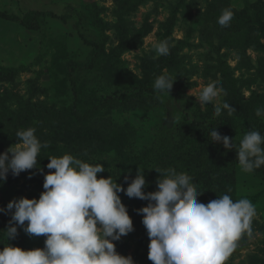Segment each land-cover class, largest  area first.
I'll return each instance as SVG.
<instances>
[{"label":"rangeland","instance_id":"1","mask_svg":"<svg viewBox=\"0 0 264 264\" xmlns=\"http://www.w3.org/2000/svg\"><path fill=\"white\" fill-rule=\"evenodd\" d=\"M132 1L136 4L130 0H0V13L17 18L29 12L42 14L39 30L34 32L22 29L18 23L0 20V69L12 72L0 74V119L6 120L7 110L16 109L37 90L50 88L48 67L56 49L65 47L70 52L66 54L69 57L76 52L81 62L88 57L89 48L79 40V33L88 36L91 27L88 25V29H78L74 19L63 23L58 17L74 15L75 11H82L84 5L95 3L100 9L99 17L108 25L105 29L107 40L104 54L109 56L118 44L123 30L122 26L116 27L120 18L126 24L129 37L126 52L117 60L123 66L114 65L110 71L117 74L119 84L113 86L104 76L88 73L84 76L86 83L82 87V99H103L118 85L121 88L129 79L124 78L129 72L141 78V64L145 61L166 58L171 62L173 56L171 77L179 78L184 83L186 94L203 111L206 107L215 109L216 100L201 104L198 97L202 86L217 81L223 87L226 95L222 94L219 99L227 101L235 112L229 115L227 110H222L221 114L230 117L234 140L240 142L247 131H259L262 135L264 116L258 117L255 112L257 108H264V34L259 29L260 24L264 25V0ZM225 8H230L234 15L230 24L222 27L217 19ZM170 21L173 23L171 29ZM163 40L168 41L169 54L157 55L154 45ZM168 69H164L163 73H168ZM45 99L48 98L40 94L32 101ZM116 116L123 118L122 114L113 110L108 119L116 120ZM125 117L126 125L133 128L138 138L146 140V143H152L156 131L160 133L158 129L153 134L140 131L143 121L151 123L146 126L147 130L158 126L159 121L155 120L157 124H154L148 116L134 108L129 109ZM169 125L165 122L162 128L167 130ZM235 184L231 187V198L234 201L249 199L256 208V215L252 221L253 232L248 246L240 249L237 245L225 264H264V182L237 165ZM200 185H197V190ZM32 192L33 185L26 188L24 179L7 182L6 178L0 182V209L6 208L11 200ZM211 195L207 193L204 200L201 198L198 201L207 204L214 198ZM129 209L134 230L119 241H114L118 243L115 249L120 255L131 256L134 264H152L147 258L148 247L133 240L143 232V216L135 214L133 207ZM10 219V214L0 212L2 234ZM17 232L22 244L17 245L13 239L8 240L7 244L23 250L42 249L43 236H29L19 227Z\"/></svg>","mask_w":264,"mask_h":264},{"label":"clouds","instance_id":"2","mask_svg":"<svg viewBox=\"0 0 264 264\" xmlns=\"http://www.w3.org/2000/svg\"><path fill=\"white\" fill-rule=\"evenodd\" d=\"M233 11L225 8L217 22L227 27ZM157 55H168L167 40L154 45ZM173 80L165 71L154 79L158 93L170 94ZM226 93L217 81H212L199 93L198 100L207 104L216 100L215 114L222 110L231 115L235 109L219 97ZM170 96V95H169ZM256 116H264L257 108ZM36 129L16 131L17 143L0 153V182L9 172L15 177L21 172L39 169L38 156L48 143H41ZM213 143L233 149V139L222 136L216 128L210 132ZM237 160L243 171L253 172L264 166V136L259 131H247L238 148ZM43 174V191L38 199L21 197L11 200L0 212L10 214L4 231V247L0 264H134L131 256L117 253L114 241L131 233L133 223L119 193L129 198L148 201L137 211L149 239L147 258L152 264H225L236 250L238 241L252 235L256 208L247 198L233 200L224 194L207 204L198 201L202 192L186 172L174 168L156 169L159 174L156 190L145 192L144 170H136L123 188L105 172L102 164H89L71 154L49 156ZM27 222V223H25ZM29 236L45 237L44 247L23 250L6 243L15 239L17 228Z\"/></svg>","mask_w":264,"mask_h":264},{"label":"trees","instance_id":"3","mask_svg":"<svg viewBox=\"0 0 264 264\" xmlns=\"http://www.w3.org/2000/svg\"><path fill=\"white\" fill-rule=\"evenodd\" d=\"M96 6L95 3H90L84 5L82 11H75L74 15L65 14L58 17L63 23L74 19L78 29H88V25L91 27L92 31L88 29V36L79 33V40L89 48V55L81 62L77 59L76 52L69 57L66 54L70 52H67L65 47L56 49L48 67L50 88L37 90L16 109L7 110L6 120L0 119V153H4L17 142L15 134L18 129L34 127L35 135L41 143L49 144L48 148L41 149L38 156L37 163L43 174L54 171L46 168L49 156L71 154L92 165L102 164L105 172L99 173L98 178L110 176L123 188L128 186L125 177L130 182L135 178L136 170H144L147 183L144 191L153 192L156 190L155 181L159 176L155 170L174 168L177 172H186L196 185H203L198 187V192L204 194L198 197L199 200H204L207 193L212 194L213 200L224 194L230 195L231 187L236 185V166L239 165L236 149L240 144L234 140L231 119L223 113L217 116L210 107L203 111L198 103L186 94L184 83L170 74L175 57H171V62L166 58L145 61L141 64V78L130 75L129 72L124 76L129 79L121 88L118 85L103 99H82V87L86 83L84 76L88 73L104 76L113 86L119 84L117 74L110 71L114 65L123 66V63L117 60L126 52L129 37L126 24L120 18L116 27L122 26L123 30L118 44L109 56L104 54L107 40L105 29L108 25L99 17L100 9ZM41 15L39 12H29L22 18H17L0 13V20L18 23L22 29L34 32L39 30ZM257 22L260 23L259 20ZM172 24L170 21V29ZM259 29L264 34V25L260 24ZM164 69H168L167 74L175 80L170 96L158 93L153 87L154 79L163 74ZM7 72L11 71L0 69V74ZM40 94L48 99L33 102L32 99ZM132 108L148 116L154 124H157L155 120L159 121L158 126L150 127L149 130L146 126L151 123L142 122L140 131L153 134V131L158 129L160 132L153 134L151 144L138 138L137 132L126 125L125 115ZM113 110L122 114L123 118L116 116V120H109L108 116ZM165 122L170 124L167 130L162 128ZM215 128L222 136L233 139V149L228 150L222 144L212 142L210 132ZM262 135L264 136V133ZM249 173L264 182V166ZM43 174L36 168L21 172L15 177L9 172L7 182L24 179L26 188L33 185V192L25 193L22 197L38 199L43 191ZM118 195L126 206L128 215L131 213L129 208L133 207L134 213L137 214L136 210L147 206L148 203L129 198L123 192ZM249 239V236H243L238 241L239 248H246ZM133 240L140 241L147 248L149 239L146 229L143 227V232L137 234ZM13 241H16L17 245L22 244L19 236ZM4 242V234L0 232V250L3 249ZM114 244L118 246L117 242Z\"/></svg>","mask_w":264,"mask_h":264}]
</instances>
